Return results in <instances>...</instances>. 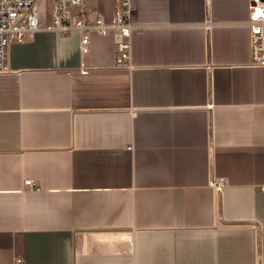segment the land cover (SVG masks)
I'll return each mask as SVG.
<instances>
[{"label": "crops", "instance_id": "1", "mask_svg": "<svg viewBox=\"0 0 264 264\" xmlns=\"http://www.w3.org/2000/svg\"><path fill=\"white\" fill-rule=\"evenodd\" d=\"M249 1L131 0L132 69L115 65L113 32L90 31L82 53L81 32L45 17L12 44L0 264H264V67L249 65ZM83 8L109 21L115 0Z\"/></svg>", "mask_w": 264, "mask_h": 264}, {"label": "built area", "instance_id": "2", "mask_svg": "<svg viewBox=\"0 0 264 264\" xmlns=\"http://www.w3.org/2000/svg\"><path fill=\"white\" fill-rule=\"evenodd\" d=\"M85 0H56L53 4L52 21L48 29L64 35L81 32V52L87 53L90 44V31L96 30L103 35L113 32L116 43L115 65L120 68H135L132 62L131 0H115L114 15L111 20L97 16L94 20L83 8ZM42 17L38 0H0V73L12 71L10 63L11 46L23 42L42 28ZM250 29V66L264 67V0L249 1ZM26 185L35 187L33 179ZM221 191L223 180L213 182ZM21 264L23 261L18 260Z\"/></svg>", "mask_w": 264, "mask_h": 264}, {"label": "rangeland", "instance_id": "3", "mask_svg": "<svg viewBox=\"0 0 264 264\" xmlns=\"http://www.w3.org/2000/svg\"><path fill=\"white\" fill-rule=\"evenodd\" d=\"M38 3H39V12L42 19L45 17L47 20H49V23H51L54 0H38Z\"/></svg>", "mask_w": 264, "mask_h": 264}]
</instances>
